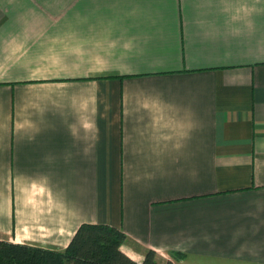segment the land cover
<instances>
[{"label": "crops", "instance_id": "crops-1", "mask_svg": "<svg viewBox=\"0 0 264 264\" xmlns=\"http://www.w3.org/2000/svg\"><path fill=\"white\" fill-rule=\"evenodd\" d=\"M82 223L264 264V0H0V240Z\"/></svg>", "mask_w": 264, "mask_h": 264}, {"label": "trees", "instance_id": "trees-1", "mask_svg": "<svg viewBox=\"0 0 264 264\" xmlns=\"http://www.w3.org/2000/svg\"><path fill=\"white\" fill-rule=\"evenodd\" d=\"M128 235L105 223H82L63 250L0 240V264H173L162 261L156 251L144 250L141 262L126 254L122 247ZM182 253H175L179 260Z\"/></svg>", "mask_w": 264, "mask_h": 264}]
</instances>
